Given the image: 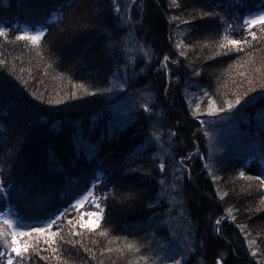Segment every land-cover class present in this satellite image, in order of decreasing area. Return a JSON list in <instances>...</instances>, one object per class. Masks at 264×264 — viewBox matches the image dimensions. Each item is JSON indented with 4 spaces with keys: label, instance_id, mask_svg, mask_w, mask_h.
<instances>
[{
    "label": "trees",
    "instance_id": "trees-1",
    "mask_svg": "<svg viewBox=\"0 0 264 264\" xmlns=\"http://www.w3.org/2000/svg\"><path fill=\"white\" fill-rule=\"evenodd\" d=\"M263 10L0 0V264H264Z\"/></svg>",
    "mask_w": 264,
    "mask_h": 264
},
{
    "label": "snow or ice",
    "instance_id": "snow-or-ice-1",
    "mask_svg": "<svg viewBox=\"0 0 264 264\" xmlns=\"http://www.w3.org/2000/svg\"><path fill=\"white\" fill-rule=\"evenodd\" d=\"M117 10H119L117 8ZM200 15L202 16H213V15H216V13L214 12H203L201 11ZM246 23H248L246 21ZM256 23H260V24H264V12L260 13L258 16H254L251 18V21L249 23V27H251L252 24H256ZM45 31L46 29L44 30H38V31H35V32H31V31H21L19 33V37L20 38H28L30 40H32L34 43H38L40 38L45 34ZM262 31H264V29H262ZM7 32L8 30L6 28H0V35H4L6 36L7 35ZM251 35L253 37L256 36V33L255 32H251ZM247 41H241V40H237V39H231L228 41V44L230 45H242L243 43H246ZM165 60H167V58H165ZM121 88L124 87L123 84L120 85ZM109 91L111 89H108ZM210 99V98H209ZM239 100H240V97H237L236 99V103H239ZM227 107L228 109H231L233 107V104L232 103H228L227 104ZM143 108L145 111H150V107L149 105L146 103L143 105ZM223 109L221 108H216L215 111L219 112V111H222ZM160 169L163 170L165 165L163 163H161L159 165ZM240 175L243 176L244 173L243 172H240ZM256 179L258 181L261 180L260 177H256ZM261 187H264V181L261 182ZM173 187H175V185H173ZM89 195H91V193H89ZM77 203H79V201H77ZM96 207L99 208V203L97 202L96 204ZM3 214H0V216H2ZM87 215L89 216H93V215H98V213H87ZM5 223H8V224H12L13 222L8 220V221H5ZM54 223V221L52 220H47L45 221V226L44 227H39V228H31L29 231L30 232H35V233H43L45 231V228H51L52 227V224ZM217 223H219V221H217ZM87 226L86 224H81V227H85ZM219 229H217L218 231ZM28 233H26L23 229H19V228H14L13 229V232H12V236H11V239H12V247H11V250L17 254H20L21 253V248H23V251L24 252H27L28 251V246L25 244V245H21V246H18L17 245V235L19 236H24V235H27ZM54 235V233H53ZM128 248H132V245L129 244L128 245ZM0 255H3V253H0ZM7 264H13V258L11 256L8 257L7 259ZM172 264H181V260H176V259H173L172 260Z\"/></svg>",
    "mask_w": 264,
    "mask_h": 264
},
{
    "label": "rangeland",
    "instance_id": "rangeland-1",
    "mask_svg": "<svg viewBox=\"0 0 264 264\" xmlns=\"http://www.w3.org/2000/svg\"><path fill=\"white\" fill-rule=\"evenodd\" d=\"M262 12H264V10L248 16L246 18V21L248 23H250L252 17L258 16ZM25 26L28 27L26 29V31L35 32V31H38V30H43L42 28H40V29H37V30L33 31V30H31V29L34 28L33 25L29 24V25H25ZM198 157H199V154H198ZM84 202H85V198H83L82 200L79 201L80 204H83ZM0 219L3 220L4 223H5V221H8V220L13 222L11 225L8 224V223H5L8 226V228H9V230L11 232V235H12V232H13L14 228L23 229L26 233H28L27 235H30V234H34L35 233V232H30L29 231L31 228H39V227H44L45 226V223H42V222H40V223H24L19 217L16 216V214L14 212H12L10 210H8L6 213H4L2 216H0ZM20 237H23V236L17 235V239H19Z\"/></svg>",
    "mask_w": 264,
    "mask_h": 264
}]
</instances>
